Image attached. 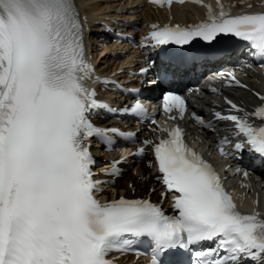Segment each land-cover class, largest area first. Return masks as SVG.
<instances>
[{
  "label": "snow or ice",
  "instance_id": "obj_1",
  "mask_svg": "<svg viewBox=\"0 0 264 264\" xmlns=\"http://www.w3.org/2000/svg\"><path fill=\"white\" fill-rule=\"evenodd\" d=\"M150 2L171 6L173 0ZM216 6L213 12L204 5L205 21L193 26H151L145 39L153 48L181 47L180 56L160 47L168 62L165 74L173 63L189 58L183 46L198 38L213 49L221 35L245 42L264 67V11L233 15L221 0ZM85 28L75 0H0V264H114L111 253L145 243L150 264H264V212L258 207L242 212L214 168L184 142L178 126L160 129L166 136L155 143L145 139L134 153L142 157L151 149L149 166L157 169L156 179L165 188L162 200L172 196L173 215L149 199L120 196L101 203L96 198L100 185L109 182L97 175L114 180L121 161L94 172L92 143L112 147L114 137L136 141L132 133L98 126L94 117L101 111L149 117L139 100L117 109L97 98L94 84L115 81L97 76L86 55ZM256 95L259 103L252 111L226 100L228 114L213 116L231 122L238 141L234 151L247 149L264 162V95ZM163 108L175 109L183 119L186 102L167 93ZM193 119L215 130L211 121L195 114ZM228 143L227 135L219 141L222 156L229 155Z\"/></svg>",
  "mask_w": 264,
  "mask_h": 264
},
{
  "label": "bare ground",
  "instance_id": "obj_2",
  "mask_svg": "<svg viewBox=\"0 0 264 264\" xmlns=\"http://www.w3.org/2000/svg\"><path fill=\"white\" fill-rule=\"evenodd\" d=\"M78 1H80L82 3V6H86V9L87 10H90V13L88 12V15L90 16V19L91 20L99 19V16H100L101 11L108 10V9H106V6L105 5L103 6L104 3H108V1H106V0H78ZM94 10H98V11L95 13V18H92L93 17L92 14H93V11ZM93 29L98 30L99 27H97L95 25V26H93ZM140 170L141 171H144L143 168H141Z\"/></svg>",
  "mask_w": 264,
  "mask_h": 264
}]
</instances>
